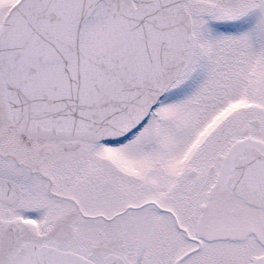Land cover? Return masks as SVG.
<instances>
[{"label":"snow or ice","instance_id":"6c2138e0","mask_svg":"<svg viewBox=\"0 0 264 264\" xmlns=\"http://www.w3.org/2000/svg\"><path fill=\"white\" fill-rule=\"evenodd\" d=\"M0 264H264V0H0Z\"/></svg>","mask_w":264,"mask_h":264}]
</instances>
